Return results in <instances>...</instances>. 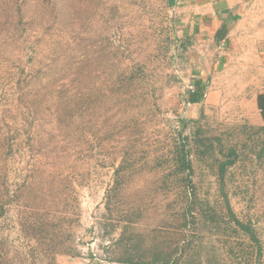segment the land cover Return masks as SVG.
I'll list each match as a JSON object with an SVG mask.
<instances>
[{
  "label": "rangeland",
  "instance_id": "obj_1",
  "mask_svg": "<svg viewBox=\"0 0 264 264\" xmlns=\"http://www.w3.org/2000/svg\"><path fill=\"white\" fill-rule=\"evenodd\" d=\"M55 1L53 30L64 19L67 34L54 50L85 65L90 109L60 123L47 103L33 121L12 99L50 48L34 58L18 52L22 61L3 56L0 264L94 254L120 264H264V128L245 120L249 102L243 117L237 99L190 108V51L176 10L167 0ZM181 145L190 171L177 163ZM230 149L238 158L221 178ZM222 194L251 234L229 217Z\"/></svg>",
  "mask_w": 264,
  "mask_h": 264
},
{
  "label": "crops",
  "instance_id": "obj_2",
  "mask_svg": "<svg viewBox=\"0 0 264 264\" xmlns=\"http://www.w3.org/2000/svg\"><path fill=\"white\" fill-rule=\"evenodd\" d=\"M176 10L189 45V81L200 95L190 108L234 106L250 125L264 128L259 97L264 95V0H167ZM226 95H229L226 97ZM237 96V98H236ZM230 100V103H228ZM60 264H88L87 258Z\"/></svg>",
  "mask_w": 264,
  "mask_h": 264
},
{
  "label": "trees",
  "instance_id": "obj_3",
  "mask_svg": "<svg viewBox=\"0 0 264 264\" xmlns=\"http://www.w3.org/2000/svg\"><path fill=\"white\" fill-rule=\"evenodd\" d=\"M57 5L58 3L55 0H15L8 2L0 0V66L2 65L3 56L8 52L13 56H18L17 53L22 51L26 52L25 55L34 58L39 55L40 49L42 48L43 50L44 46L50 48L46 59L47 65L43 66L39 71L31 70L23 79H20L18 99H12L13 104L17 101L19 102L17 103L19 108L26 110L33 121L36 120L37 115L42 113L47 103L45 112L50 114L48 117L60 123L72 120L71 115L75 114L79 107L85 108L84 113L86 115L90 109L88 107L91 96L88 82L89 73L84 70L85 65L77 68L76 64L73 65L71 63V59L66 58L64 55H62L63 58L61 55L58 56L54 50V47L56 49V47L64 43V38H66L67 34V23L64 19L60 23L64 24V30H60L59 35L53 30L55 25H58L56 23L57 17L54 15ZM47 36H50V38ZM18 57L19 61L23 60L22 55ZM60 62L67 64L61 70L62 75L60 70L56 72L53 70V67ZM77 70H79V73L76 72ZM56 74H60V78L54 81V75ZM128 80L130 79L126 77L121 79V85L124 81L128 82ZM119 90L120 88L114 92L118 95ZM188 96V104L199 102L200 95L197 89L189 91ZM258 102L264 118V95L259 97ZM13 104L9 105V109L15 107ZM181 148L177 163L181 171H190L191 165L186 157L185 149L182 145ZM228 155L229 158L219 165L221 178L224 177L225 169L235 164L238 158L235 149H230ZM182 189L185 190L184 187ZM222 197L229 217L244 232L251 234L250 226L240 222L234 215L227 195L222 194ZM185 217L186 214H184L183 218ZM121 262L134 264L128 258L122 259ZM154 263L171 264L165 258H156Z\"/></svg>",
  "mask_w": 264,
  "mask_h": 264
},
{
  "label": "built area",
  "instance_id": "obj_4",
  "mask_svg": "<svg viewBox=\"0 0 264 264\" xmlns=\"http://www.w3.org/2000/svg\"><path fill=\"white\" fill-rule=\"evenodd\" d=\"M190 91H194L195 88L191 85L189 87ZM190 105V104H189ZM88 264H120V263H116V262H107L106 260L102 259L101 257L97 256V255H92L90 257L87 258Z\"/></svg>",
  "mask_w": 264,
  "mask_h": 264
}]
</instances>
